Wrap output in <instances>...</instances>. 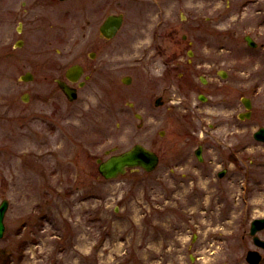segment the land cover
Listing matches in <instances>:
<instances>
[{"label": "rangeland", "instance_id": "374dc122", "mask_svg": "<svg viewBox=\"0 0 264 264\" xmlns=\"http://www.w3.org/2000/svg\"><path fill=\"white\" fill-rule=\"evenodd\" d=\"M108 1L125 21L106 48L88 44L80 1L42 9L10 59L0 41V264H249V251L264 264L250 234L264 218V145L217 99L235 65L225 1ZM77 62L92 77L71 102L56 79ZM136 144L159 156L154 171L100 174L106 151Z\"/></svg>", "mask_w": 264, "mask_h": 264}, {"label": "flooded vegetation", "instance_id": "af4514ba", "mask_svg": "<svg viewBox=\"0 0 264 264\" xmlns=\"http://www.w3.org/2000/svg\"><path fill=\"white\" fill-rule=\"evenodd\" d=\"M70 1H80L82 11H84V4L87 2L86 6H88L89 11L86 12L87 23L85 27H91V29L96 27V34L91 33L88 38L90 39L88 44L93 47H108L122 31L125 15L122 12L110 13L108 0H0V32L10 25L17 24L12 37L8 38V40L11 39L10 41H3L0 34V41L3 42V57L7 59L12 57L8 51H5V47L22 49L26 41L20 36L24 34L26 28L31 27L30 25L42 26V9L52 8ZM220 1H225V4H223L224 6L220 5V8L217 7L219 9L217 15L223 19L229 18L231 20L232 24L227 30L232 32L230 38L233 43L229 49L224 47L222 51L231 55L235 65L231 73L221 71L219 74L222 79L231 80V93L228 94L230 96L224 92H219L221 89L218 88L217 99L221 107L232 112L235 126L247 128L252 139L256 143L264 145V137L262 136L263 140L256 137L257 133L264 131V0ZM113 14L122 15L124 21L116 35L109 37L102 28ZM15 35L18 36L17 39L14 38ZM184 39L187 37L184 36ZM7 53L8 56H5ZM96 55V52H91L89 57L94 59ZM193 55L194 52L189 50L188 56L192 57ZM75 67L80 68V74H77V69L71 71L70 74L73 78L78 79L77 82H73L68 77L70 70ZM87 69L88 67L83 62L69 66L64 76L56 79L57 85L58 82H64L77 89L79 94L80 89L84 88L92 77L90 73H87ZM30 74L34 80V75ZM201 81L204 85L208 82L203 79ZM200 96H203L207 101L208 97L204 94H200Z\"/></svg>", "mask_w": 264, "mask_h": 264}, {"label": "water", "instance_id": "95a60500", "mask_svg": "<svg viewBox=\"0 0 264 264\" xmlns=\"http://www.w3.org/2000/svg\"><path fill=\"white\" fill-rule=\"evenodd\" d=\"M122 23H123L122 16L112 15L107 19L102 30L107 36L113 37L121 27ZM75 69L78 70L77 73L78 75L81 72V70H79L80 68L78 67L71 69L70 72L68 73V77L72 81L78 80L76 78H73V76H71L70 74L71 71H74ZM22 79L24 81H31L33 80V76L30 73H28L25 76H23ZM125 82L129 84L131 82V79L126 78ZM58 84L70 101L73 102L78 98L76 89L68 86L64 82H58ZM200 99L202 101H206V99L203 96H200ZM162 104L163 102L161 98H158L155 102L156 106H161ZM137 116L141 118L140 115ZM262 136L264 137V131L256 134V137L260 140H263ZM115 151L116 148L106 151V154L109 155V157L106 160L98 159L99 172L107 180L116 179L121 175H125L128 169H144L146 172H152L156 169V167L159 164V156L155 152L147 149L146 147L140 144H136L131 149L122 152L120 154H112ZM202 152H203L202 146H200L195 152L197 158L200 161H203ZM226 173H227V169H224L221 172H219L218 176L222 178L225 176ZM8 208H9L8 200H3L2 203L0 204V239L3 238L4 236L5 217ZM263 229H264V218L255 219L251 223L250 234L253 236L254 243L261 248H264V241L257 236V233ZM246 259L250 264H259L261 260V256L257 251H249Z\"/></svg>", "mask_w": 264, "mask_h": 264}]
</instances>
